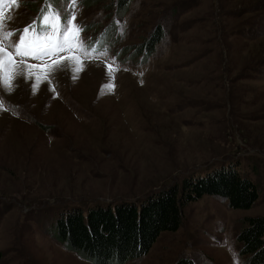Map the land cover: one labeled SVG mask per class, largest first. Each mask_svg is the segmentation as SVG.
Wrapping results in <instances>:
<instances>
[{"label":"rangeland","instance_id":"rangeland-1","mask_svg":"<svg viewBox=\"0 0 264 264\" xmlns=\"http://www.w3.org/2000/svg\"><path fill=\"white\" fill-rule=\"evenodd\" d=\"M3 4L16 30L46 0ZM75 11L90 46L82 71L64 60L35 91L23 68L0 83V264H95L58 238L63 214L139 204L225 167L257 184L251 208L204 195L126 264H245L243 220L264 217V0H77ZM159 24L161 42L140 52Z\"/></svg>","mask_w":264,"mask_h":264},{"label":"trees","instance_id":"trees-1","mask_svg":"<svg viewBox=\"0 0 264 264\" xmlns=\"http://www.w3.org/2000/svg\"><path fill=\"white\" fill-rule=\"evenodd\" d=\"M125 8L130 0H111ZM165 35L155 27L140 52L154 51ZM227 198L235 209L251 208L259 198L257 184L233 167L217 169L204 177L185 179L178 187L150 196L141 203L123 202L113 209L98 207L84 215L81 210L63 214L57 223V236L69 250L95 264H126L147 254L163 232L177 231L184 221L185 206L204 195ZM245 264H264V217H247L238 234ZM3 253L0 250V260ZM175 264H196L182 257Z\"/></svg>","mask_w":264,"mask_h":264},{"label":"snow or ice","instance_id":"snow-or-ice-1","mask_svg":"<svg viewBox=\"0 0 264 264\" xmlns=\"http://www.w3.org/2000/svg\"><path fill=\"white\" fill-rule=\"evenodd\" d=\"M11 3L18 6V0H11ZM66 4L67 6L61 9L46 0V5L42 7L36 20L23 29H7L5 21L0 19V83L6 89L12 86L22 68L27 71L25 79L35 77L34 91L41 79L47 80L53 69L58 68L64 60L74 62L75 72L83 70L78 53L87 54V48L90 46L85 44L80 35L83 28L75 23L77 0H66ZM17 32L20 33L18 41H12L11 37ZM61 53L69 55L61 57ZM25 58L41 62L47 58L54 59L50 64L33 65L27 63Z\"/></svg>","mask_w":264,"mask_h":264}]
</instances>
